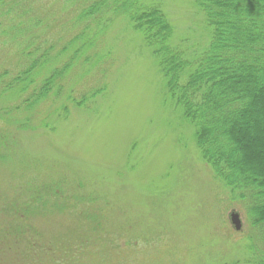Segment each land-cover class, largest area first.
Listing matches in <instances>:
<instances>
[{
  "label": "rangeland",
  "instance_id": "1",
  "mask_svg": "<svg viewBox=\"0 0 264 264\" xmlns=\"http://www.w3.org/2000/svg\"><path fill=\"white\" fill-rule=\"evenodd\" d=\"M143 3L164 11L174 27L172 45L186 57L206 51L211 34L193 0ZM43 5L42 29L50 24L64 44L77 33L71 23L75 7L65 9L60 0ZM121 20L61 81L60 100L53 98L40 112L47 128L23 131L15 122L0 120V195L10 196L26 184L42 192L55 186L95 195L109 209L114 231L127 232L125 241L132 246L115 256L123 255L128 264L264 260V223H254L252 198L231 191L203 160L196 127L176 106L153 49ZM13 48L0 42V75L20 63ZM96 90L101 92L87 97ZM68 96L81 106L72 105ZM8 98L0 97V115L5 119L9 104V113L22 120L15 100ZM235 212L241 231L231 221ZM63 227L56 223L48 232Z\"/></svg>",
  "mask_w": 264,
  "mask_h": 264
},
{
  "label": "trees",
  "instance_id": "2",
  "mask_svg": "<svg viewBox=\"0 0 264 264\" xmlns=\"http://www.w3.org/2000/svg\"><path fill=\"white\" fill-rule=\"evenodd\" d=\"M43 1L0 0V42L15 47L13 58L20 61L0 75V97L15 100L14 109L24 116L15 120L8 104L0 120L23 131L47 128L40 112L53 98L60 100L61 81L125 20L153 49L176 106L196 127L203 160L231 191L252 198L254 223H264V0H193L211 34L208 48L194 60L172 45L174 27L159 6L143 0H60L65 9L75 7L71 29L77 32L63 44L50 24L42 29ZM0 206V264L129 263L115 256L132 246L127 232L114 231L109 209L93 194L55 186L42 192L26 184L0 195ZM56 223L63 231L50 234Z\"/></svg>",
  "mask_w": 264,
  "mask_h": 264
},
{
  "label": "water",
  "instance_id": "3",
  "mask_svg": "<svg viewBox=\"0 0 264 264\" xmlns=\"http://www.w3.org/2000/svg\"><path fill=\"white\" fill-rule=\"evenodd\" d=\"M232 224L235 226L236 231L242 230V220L239 213H232L231 215Z\"/></svg>",
  "mask_w": 264,
  "mask_h": 264
}]
</instances>
